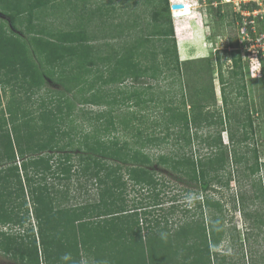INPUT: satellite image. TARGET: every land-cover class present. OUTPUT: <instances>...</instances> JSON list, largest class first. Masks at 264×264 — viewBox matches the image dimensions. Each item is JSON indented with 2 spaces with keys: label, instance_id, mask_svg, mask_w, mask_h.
<instances>
[{
  "label": "trees",
  "instance_id": "1",
  "mask_svg": "<svg viewBox=\"0 0 264 264\" xmlns=\"http://www.w3.org/2000/svg\"><path fill=\"white\" fill-rule=\"evenodd\" d=\"M13 1L0 0L1 9L10 20L12 30L17 25V32L14 30L9 35L5 26L0 23V74L7 70V74L13 75L11 80H17L20 88L30 95L48 87L47 90L60 93V96L55 99L56 105L52 106L53 109L41 104L38 110L28 111H25L23 105L29 103L30 95L23 96L17 100V119L8 122L4 115L0 118V227L23 231L31 218L36 223V230L30 225L24 231L25 236L20 233L0 232V250L16 264H41L42 261L45 264H81L83 259L87 260V264L100 262L101 259L105 260L102 264H112L115 255L122 251L123 260L119 263L122 264L125 262L126 252L132 251V239L140 237L139 241L144 244L142 230L148 232V243L153 235L173 234L167 223H161L168 218H158L153 211L162 205L159 190L162 181L157 180L154 172L158 167H170V171L176 172L184 184L194 183L193 185L200 187L202 194L210 191L214 180L211 172L217 173L224 167L226 160L219 132L212 137L209 131L203 138L209 149L215 150L207 157H197L191 152L193 135L189 132L190 120L185 113L181 117L183 125L175 135V145L179 152L176 150L177 154L172 153L171 157L158 154L153 158L142 146L130 149L121 142L119 143L122 146L113 141L105 142L99 137V130L84 137L77 152L72 154L67 152L66 145L59 146L61 140L58 137H69L62 125L66 123L65 120L70 122L74 118L75 106L70 101L72 96L69 95L72 92L82 94L78 100L81 106L106 107L117 101L105 102L106 97L101 95L102 90L96 89L98 82L103 85H123L126 80H154L157 75L169 70L170 66L178 74L182 73L178 48L173 37L169 0H146L145 5L151 8L150 16L144 20L136 16L132 23H113L116 20V1L119 0H77L78 4L73 3L74 0ZM203 3L204 0H201V4ZM204 4L209 7V12H214V16L218 14L217 20L222 17V5L214 8L212 0H205ZM66 5L70 12L83 9L77 14L76 29L62 31L43 25L45 18L40 15L43 10L58 9V21L62 19L61 8ZM256 8L257 5L251 3L248 10ZM94 27H98L96 31L99 33H105L106 38L121 40L120 51L111 52L107 48V52L103 53L101 49H95L94 44L98 37L92 32ZM249 33L253 34L251 31ZM156 40L161 44L158 50H153L151 46L156 45ZM233 52L236 55L231 56L232 74L241 75V52ZM73 62L76 66L71 67V72L75 74H69L67 80L61 75L54 79L52 74L43 70V64L56 68L62 65L70 67ZM219 66L221 68L220 63ZM101 69H106L107 78ZM53 70L55 69H51V72ZM94 70L100 73L97 79L87 82L80 80L83 76H96ZM8 82L3 81L6 85ZM50 82L61 89H50ZM208 88H205V92H208ZM138 93L119 89L122 101L136 100L139 98ZM201 93L203 91L198 94ZM223 102H226L224 95ZM99 112L91 119H105L104 127L108 134L114 136L117 126L127 136H135L136 139L144 134L140 127L134 125V122L142 119L140 116L132 114L116 124L117 117L113 115L112 109L108 111L105 108ZM194 114L192 122L197 127L201 123L223 124L221 118L219 121L214 120L213 113ZM248 117L249 115L244 117V120L248 119L251 126L253 121ZM172 119L176 120V116ZM248 134L244 132L241 141L248 140ZM170 135L172 133L168 132L164 139H168ZM143 137H146L143 140L145 144H153L159 140L151 134ZM230 138L234 142L232 133ZM164 139H160L159 143ZM234 157L233 161L239 163L240 159ZM254 158L257 165L254 168L257 169L252 168V173L258 170L257 156ZM63 181L69 185L64 187V191L51 184H60ZM72 182L79 184V193H71ZM132 182L135 186L131 187H136L138 190L135 191L143 195L142 200L130 208L127 195L129 183ZM204 197L196 201V209H200V215H197L196 220L192 217V221L183 229L182 236L185 239L182 247L193 251V255L199 251L200 255L208 256L209 260L216 239L211 243L208 238L203 210L214 204L206 195ZM196 222H200L198 228H191L196 227ZM218 234L221 235L222 231ZM194 239L200 240V243L193 241ZM188 243L190 245L187 246ZM200 244L204 246L197 247Z\"/></svg>",
  "mask_w": 264,
  "mask_h": 264
},
{
  "label": "rangeland",
  "instance_id": "2",
  "mask_svg": "<svg viewBox=\"0 0 264 264\" xmlns=\"http://www.w3.org/2000/svg\"><path fill=\"white\" fill-rule=\"evenodd\" d=\"M230 1L212 0L214 8H219L222 5L223 15L217 20L218 14L214 16V12H209V7L204 4L205 0L203 4H201V0H180L185 4L184 9L180 11L189 10L190 12V15L180 17L177 14L178 11L173 12L175 18L172 19L173 37L176 42L179 41L178 57L181 63V74L173 71L172 66H170L169 70L157 75L154 80L146 78L137 81L126 80L123 85H103L98 82L96 89L102 90L101 95L106 97L105 102L117 101L106 107L104 105L81 106L78 100L82 94L78 92L69 94L72 96L70 101L75 106L74 118L70 122L65 120L66 123L62 125L63 130L69 133V137H58V139L61 140L59 146L66 145L67 152H72V154L77 152L76 150L83 143L84 137L91 132L94 133L95 130H99L101 135L99 137L105 142H121L127 144L130 149L142 146L146 153L152 155L153 158L158 154L171 157L172 153L177 154L176 150L178 151L175 145V135L179 133V129L183 125L181 120L183 113L187 114L190 120L189 132L193 135L191 152L195 156L207 157L215 152V150H210L206 142L203 141L204 136H207L209 131L212 137L217 132L221 136L223 155L226 160L224 167L217 173L211 172V175H214V180L211 183L210 191L202 194L200 187L193 185L194 183L188 185L189 182H186L184 184L176 172L170 171V167H158V170L154 172L157 180L162 181L159 187L162 205L153 211L158 218H168L167 221L164 220L161 223H167L173 234L153 235L148 243L146 242L148 232L142 230L144 244L139 241L140 237L132 239L133 242L130 245L132 251L131 253L126 252L125 262L122 264H168V262L169 264H264V56H262L264 55V45H262L263 49L261 48V53L258 56L255 52L256 48H250L251 45L259 46L258 40L264 36V22L258 20L257 26L252 29L254 33L250 37L253 40L256 39L257 42L244 43L245 35H249L245 31L244 23L252 20V17L246 18L244 14L248 12L251 3L247 4L243 0ZM73 3L78 4L79 2L74 0ZM226 3L230 4L227 5ZM145 4L146 0L116 1V20H113V23H126V21L132 23L136 16L140 20L147 19L150 16L151 8ZM195 9H197V13H193ZM57 10L53 11L49 8L43 10V14H40L45 18L43 25H49L51 29L62 31L76 29L77 14L83 9L70 12L69 6L66 5L61 8L62 19L56 21L60 15L56 13ZM9 21L0 6V23L3 27L5 26V31L10 35L14 30L17 32V25L16 29L12 30ZM250 27H252L251 24L248 26V30H251ZM90 28L93 29V26ZM51 29L49 30L51 31ZM97 29L98 27H94L92 30L98 37L96 44H94L95 49H101L103 53H106L108 49L111 52L120 51L119 42L121 40L106 38V34L99 33L96 31ZM147 29L151 33V30ZM125 31L127 32V30ZM137 31L139 32V29ZM128 40L131 41L129 38ZM154 44L156 45H152L151 48L158 50L161 42L156 40ZM176 46L178 47L177 43ZM233 51L241 52V75L234 76L232 74L231 56L236 55V52ZM72 66H76L75 62L71 63L70 67L62 65L56 68H50L43 64V70L52 74L54 79L61 75L67 80L69 74H75L71 72ZM51 69H55L54 72H51ZM101 70L106 77V69ZM94 74L97 75L83 76L80 80L87 82L97 79L100 75L95 70ZM12 77V74H7V70L0 74V118L4 115L8 122L11 119H17V100L30 95L26 90L20 88L17 80H11ZM3 81L9 82L6 85ZM49 85L52 90L61 89L60 86L51 82ZM206 87H209L208 92H205ZM47 89L48 87L41 88L37 94H31L29 103L23 105L25 111L38 110L41 104L53 109L52 106L56 105L55 99L60 96V93L57 94ZM119 89H125L130 93L139 92L137 94L139 98L122 101ZM201 91L203 93L198 94ZM85 94L84 88L83 95ZM223 95L226 102H223ZM105 108L108 111L113 110V115L117 117L115 119L116 124L127 116H132V114L136 117L140 116L142 119L138 121L139 123L134 122V125L140 127L144 134L136 139L135 136L134 138L127 136L126 132L117 126L118 130L114 132V136L117 137L113 139V134L105 132V119H99V121L96 118L94 121L91 119L92 116L96 117L97 113L105 110ZM198 112L213 113L214 120L219 121L221 118L223 124L206 125V123H201L198 128L192 122L194 113ZM248 115V118L254 122L251 126L248 124V119L244 120V117ZM173 116H176V120L172 119ZM173 123L176 125H172ZM8 125L11 126V123ZM168 132L172 135L167 137L168 139H164V135L166 136ZM244 132L249 133L247 135L248 140L241 141ZM231 133L234 142L231 141ZM145 134H151L159 140L153 144H145V142L143 143V140L146 139L143 137ZM160 139H164L162 143H159ZM121 143H119L120 146H122ZM234 156L236 159H240L239 163L233 161ZM255 156H257L258 170L252 173V168L257 169L254 168L257 166L254 162ZM51 184L56 185L62 191H64V187L69 186H67L66 181L60 184L59 182H52ZM131 186H135L133 182L129 183L127 195L130 208L142 200L143 195V193L140 195L138 191H135L136 187L132 188ZM78 187L79 184L76 185L72 182L71 193H79ZM81 193L82 191H80V195ZM205 195L212 204L219 205H212L203 210L208 228V238L211 243L213 239H216L212 248L211 260L210 258L208 260L206 255H200L199 251L193 255V251L182 247L185 239L183 229L187 227L188 222L192 221V217L196 220L197 215H200V209H196L198 205L196 201L205 198ZM195 224H197L196 227L192 226L191 228L197 229L200 222ZM30 225L32 229L36 230V223L31 218L30 222L25 224L23 231H18L17 228L5 229L0 227V232L20 233V235L25 236L24 234ZM181 226L183 228H179ZM220 231H222L221 235L218 234ZM193 241L200 243V240L194 239ZM188 245L190 244L188 243ZM202 246L204 244L197 245V247ZM42 259L43 256L41 261ZM122 260L123 252L120 251L112 259V264H119ZM103 261L105 260L101 259L100 262L93 264H102ZM42 262L41 264H45ZM0 264L16 263L0 250ZM81 264H87V260H81Z\"/></svg>",
  "mask_w": 264,
  "mask_h": 264
},
{
  "label": "built area",
  "instance_id": "3",
  "mask_svg": "<svg viewBox=\"0 0 264 264\" xmlns=\"http://www.w3.org/2000/svg\"><path fill=\"white\" fill-rule=\"evenodd\" d=\"M243 2H246L247 4L248 3H254V4L257 5V8L256 9H254L252 11H249L248 10V12L246 14H244V16H246V18L252 17V20L251 21H248L247 23H244V25L246 27L245 28V31H247L248 33H249V31H251L252 33H254L252 29L255 26H257V24H256L257 21L258 20H262L264 22V0H243ZM250 24L252 25V27H250L251 30L248 31V26ZM250 35H251L250 33H249V35H245V37H244V43L245 42H249L250 43L252 41L257 42L256 39L253 40L250 37ZM258 41H259L258 42L259 46H256V45H254V46L251 45L250 46V48H256V51L255 52L257 53L256 54L257 56L261 53V48L263 49V46L262 45H264V36L260 37ZM262 56H264V55H262Z\"/></svg>",
  "mask_w": 264,
  "mask_h": 264
},
{
  "label": "water",
  "instance_id": "4",
  "mask_svg": "<svg viewBox=\"0 0 264 264\" xmlns=\"http://www.w3.org/2000/svg\"><path fill=\"white\" fill-rule=\"evenodd\" d=\"M171 9L172 10H178V16H188L190 15V12L189 10H186V11H180L182 9H184V5L183 4H172L171 5Z\"/></svg>",
  "mask_w": 264,
  "mask_h": 264
},
{
  "label": "clouds",
  "instance_id": "5",
  "mask_svg": "<svg viewBox=\"0 0 264 264\" xmlns=\"http://www.w3.org/2000/svg\"><path fill=\"white\" fill-rule=\"evenodd\" d=\"M179 2H180V0H169V3H170V11H171V13H172V19L174 18V15H173L174 13H173V11H175V10H172V9H171V5H172V4H180ZM191 14H192V13H191ZM177 18H179V17H177ZM174 19H175V18H174ZM177 50H178V49H177ZM179 59H180V58H179Z\"/></svg>",
  "mask_w": 264,
  "mask_h": 264
},
{
  "label": "bare ground",
  "instance_id": "6",
  "mask_svg": "<svg viewBox=\"0 0 264 264\" xmlns=\"http://www.w3.org/2000/svg\"><path fill=\"white\" fill-rule=\"evenodd\" d=\"M226 2H231L230 0H225ZM180 4H183V5H185L184 3H182V2H179ZM198 9V8H197ZM197 9H195V11L193 12V13H197ZM175 11H178V10H175ZM175 11H173V12H175ZM177 44H178V47L177 48H179V41H177L176 42ZM180 50V49H179ZM179 53V52H178ZM207 57V56H206ZM206 57H203V58H206ZM183 61V60H182Z\"/></svg>",
  "mask_w": 264,
  "mask_h": 264
},
{
  "label": "crops",
  "instance_id": "7",
  "mask_svg": "<svg viewBox=\"0 0 264 264\" xmlns=\"http://www.w3.org/2000/svg\"><path fill=\"white\" fill-rule=\"evenodd\" d=\"M212 252H213V250H212ZM212 257V256H211ZM210 260H211V258H210Z\"/></svg>",
  "mask_w": 264,
  "mask_h": 264
}]
</instances>
